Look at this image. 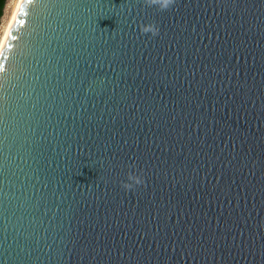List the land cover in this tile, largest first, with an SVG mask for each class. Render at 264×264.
<instances>
[{
	"label": "water",
	"instance_id": "water-1",
	"mask_svg": "<svg viewBox=\"0 0 264 264\" xmlns=\"http://www.w3.org/2000/svg\"><path fill=\"white\" fill-rule=\"evenodd\" d=\"M0 65V264H264V0H22Z\"/></svg>",
	"mask_w": 264,
	"mask_h": 264
},
{
	"label": "clouds",
	"instance_id": "clouds-1",
	"mask_svg": "<svg viewBox=\"0 0 264 264\" xmlns=\"http://www.w3.org/2000/svg\"><path fill=\"white\" fill-rule=\"evenodd\" d=\"M174 3L175 0H143L144 6L156 7L160 11L168 10ZM138 28L142 34H151L154 37L159 35V28L154 23H141L138 25ZM128 168L130 170L125 174V179L120 183L121 188L125 191H130L144 185L145 180L142 171H137L134 163L128 165Z\"/></svg>",
	"mask_w": 264,
	"mask_h": 264
},
{
	"label": "bare ground",
	"instance_id": "bare-ground-1",
	"mask_svg": "<svg viewBox=\"0 0 264 264\" xmlns=\"http://www.w3.org/2000/svg\"><path fill=\"white\" fill-rule=\"evenodd\" d=\"M21 2H22V0H16V1L13 3L12 11H11V13H10L9 19H8L6 25H5V28H4V31H3L2 37H1V39H0V45H3V46H4V44H5V42H6V39H7L8 33H9L10 28H11V26H12V24H13V21H14V19H15V17H16V14H17V12H18V10H19V7H20V5H21ZM0 53H1V52H0Z\"/></svg>",
	"mask_w": 264,
	"mask_h": 264
},
{
	"label": "rangeland",
	"instance_id": "rangeland-1",
	"mask_svg": "<svg viewBox=\"0 0 264 264\" xmlns=\"http://www.w3.org/2000/svg\"><path fill=\"white\" fill-rule=\"evenodd\" d=\"M16 0H7L6 1V4L4 6V10H3V16L1 17V24H0V39L2 37V34H3V31H4V28H5V25L9 19V16H10V13L12 11V7H13V3L15 2Z\"/></svg>",
	"mask_w": 264,
	"mask_h": 264
},
{
	"label": "trees",
	"instance_id": "trees-1",
	"mask_svg": "<svg viewBox=\"0 0 264 264\" xmlns=\"http://www.w3.org/2000/svg\"><path fill=\"white\" fill-rule=\"evenodd\" d=\"M7 0H0V22H1V17L3 16V10H4V6L6 4ZM1 24V23H0Z\"/></svg>",
	"mask_w": 264,
	"mask_h": 264
},
{
	"label": "snow or ice",
	"instance_id": "snow-or-ice-1",
	"mask_svg": "<svg viewBox=\"0 0 264 264\" xmlns=\"http://www.w3.org/2000/svg\"><path fill=\"white\" fill-rule=\"evenodd\" d=\"M28 2H30V0H28ZM21 10H22V6H21ZM3 47H4L3 45H0V52H2ZM2 69H3V66L0 65V71H2Z\"/></svg>",
	"mask_w": 264,
	"mask_h": 264
}]
</instances>
